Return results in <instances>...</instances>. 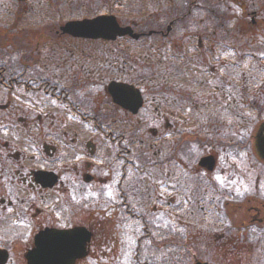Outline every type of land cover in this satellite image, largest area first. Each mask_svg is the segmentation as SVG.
<instances>
[{"label":"flooded vegetation","instance_id":"af4514ba","mask_svg":"<svg viewBox=\"0 0 264 264\" xmlns=\"http://www.w3.org/2000/svg\"><path fill=\"white\" fill-rule=\"evenodd\" d=\"M13 1L18 15L10 25L0 28L6 33L0 37V264H17L13 258L17 249L23 251L20 259L28 264L29 253L36 249L38 237L48 230L87 231L90 235L85 244L88 257L92 255L91 246L93 240H97V227L104 216L114 222L115 230L112 228L111 231H119L121 227L126 230L135 215L134 206L129 204L127 177L135 174L136 169L142 174V166L153 162L136 156V148H145L146 144L136 142L135 125L140 126L139 117L149 103L152 106L157 101V95L161 102H173L178 115L159 112L161 110L155 107L153 116L159 124L160 121L164 124L150 128L149 132L154 137L167 134L169 130H173L176 137L190 135L185 139L177 138L174 156L168 157L172 153L165 147L159 151L164 152L158 161L164 171L160 186L164 194L158 199L163 200L161 210L171 212L172 208L176 209L178 238L183 224L182 212L179 213L183 208V191L190 190L189 177L200 175L195 191L190 195L192 200L196 193L201 192L207 200L205 195L212 191L211 188L216 192H213L209 206L202 196L196 203L185 197L186 205L191 206L186 214L193 215L192 221L211 214L215 218L217 215L222 217L217 220L222 221L220 225H229L228 209L235 213L246 206L247 221L230 225L241 236L228 240L241 246L240 251L252 246L255 240L258 244L262 241L264 170L261 167H264V160L257 154L256 135L264 127V121L256 122L264 109L261 75L264 71V0H218L226 5L231 3L222 13L208 3L207 20H198L196 13L204 0H159V5L152 6L156 0H144L140 9L143 11L146 7L147 14L133 19L119 14L123 0H98L92 15L85 13L81 19L61 16L60 19L65 20L57 25L53 22L54 8L47 9L46 16H40L36 11L32 13L33 3L37 5L38 1ZM132 4L127 6H135ZM232 5L237 14L232 12ZM99 15L115 16L121 27L132 28L131 35L117 34L107 40L76 37L60 30L70 21L93 19ZM40 18L45 23L42 30L38 27ZM151 51L168 57L159 68L158 85L151 79L146 85L149 80L145 75L135 76L136 69L144 70V73L151 70L143 60L137 61L141 59L140 53ZM199 53L207 55V63L202 69L204 71L208 66L209 70L204 74L205 84L201 87L198 76H194V71L198 72L195 61ZM138 62L143 68H137ZM219 70L222 75L217 77ZM190 76L192 83L186 82ZM230 76L237 79V84L229 82ZM252 84H255L256 92L250 95L248 88ZM211 86L217 88L219 94L209 95L208 102L225 103L221 109L209 107L212 111L205 109L204 102L197 104L198 97L204 99L208 95L198 96V89L205 92ZM232 87L236 90L230 94L228 88ZM183 104L188 111L183 109ZM194 109L200 111L194 112ZM186 112H190L192 116H188L191 117L201 116L205 125H186L181 130L179 124ZM175 117L179 121L173 124L170 119ZM250 117L249 125H255L253 133L245 126ZM228 124L236 126L233 130L238 136L228 142L220 141L219 135L231 134L223 131ZM210 133L213 139L208 136ZM165 134L162 146L166 144L163 143ZM246 135L248 138L241 140L240 137ZM103 139L112 145L109 154L103 153ZM188 143L199 150L207 148L210 153L196 162H185L181 150L182 145ZM150 146L146 148L147 152L152 150ZM253 149L257 157L243 163L231 158L232 153L242 154ZM227 152V158L223 160L220 153ZM113 167L115 174H108ZM220 167L223 180L216 179ZM240 179L246 183L240 186ZM250 182L256 183V194H248L245 189ZM260 185L262 191L258 190ZM198 189L201 190L197 192ZM172 193L176 199L180 198L178 206L172 201ZM71 199L83 200L85 208L88 202L97 222L93 219L94 223L89 227L74 222L79 212L69 205ZM89 199L95 201L89 202ZM125 218L127 222H122ZM142 231L137 233H142L144 238L152 237L148 227H142ZM257 232H260L259 236ZM256 234L258 238L254 239ZM163 236L165 232L161 238ZM227 237L224 233L219 239ZM113 240L118 244L119 238ZM256 252L253 253L254 263L264 264V250L258 248Z\"/></svg>","mask_w":264,"mask_h":264},{"label":"rangeland","instance_id":"374dc122","mask_svg":"<svg viewBox=\"0 0 264 264\" xmlns=\"http://www.w3.org/2000/svg\"><path fill=\"white\" fill-rule=\"evenodd\" d=\"M37 5H35V8L32 9V13L34 12L41 15L46 16V11L49 8H54L55 15L53 22L57 25L58 23H61L60 17H65L66 19H81L86 16L85 13L88 14V16L92 15L93 13V6L97 3L98 0H36ZM125 0L122 1L119 5V14H123L126 17V19H133V17H141L147 14L148 10L146 7L143 9V11L140 9L141 6L144 3V0H127L129 2L125 3ZM133 1V2H132ZM205 2H200L202 4V7L199 8V10L196 12L198 15V20L201 18L207 17V11L206 8L208 5L212 4L213 7L218 10L220 13L223 12V10H227L228 6L231 4L229 3L226 5L225 3L222 4L221 2H218V0H204ZM168 2V1H167ZM52 5H51V4ZM133 3V4H132ZM210 3V4H208ZM31 4V3H30ZM128 4H132L135 6H127ZM51 5V6H49ZM152 5H159V0H156V2L151 3ZM49 6V7H48ZM131 9L129 10V8ZM97 9V8H96ZM28 13L30 14V9H28ZM98 10V9H97ZM232 12L234 14H237L238 12L235 10L234 6L232 5ZM18 15V12H16V6L14 4L13 0H0V28L5 26L7 27L12 23V20L16 19L15 17ZM61 17V18H62ZM207 20V19H206ZM39 28L40 30L43 29V25L45 23L41 22V18L39 19ZM42 27V28H41ZM12 28V27H11ZM13 29V28H12ZM13 31V30H12ZM11 31V32H12ZM10 32V31H8ZM0 37L5 36V30H0ZM94 46H102L101 44H95ZM141 59H138L137 61L143 60V64H148L151 66V70L148 72V70L144 73L143 71L137 70L135 71L136 78L140 77V75H145L149 82H146L147 84H150L151 82L155 85L159 82V68L162 67L161 63L164 60H168V57H163L160 53H154L151 51V53H140ZM157 54V55H156ZM138 57V55H136ZM207 55L204 53H199L197 55L195 63L198 66V72L194 71V76H198V85L199 87L203 86L204 83V74L207 73L209 70L208 66H206L205 70L203 71L202 65L207 63ZM137 67L143 68L141 65ZM238 69V68H237ZM207 71V72H206ZM234 73H237V70H233ZM142 73V74H141ZM218 75L215 76H221L222 71L219 70L217 72ZM221 74V75H220ZM261 75L264 79V71L261 72ZM191 77H187L186 82H191ZM257 78L259 76L256 75ZM156 78V79H154ZM229 82L231 84H237V79L234 76L229 77ZM207 81V80H206ZM264 81V80H263ZM208 82V81H207ZM186 83V84H188ZM223 83V82H220ZM229 93L233 94L235 92V87L228 88ZM250 90V95H253L256 92L255 84H252L248 88ZM264 89V87H263ZM157 94H158V90ZM199 94H208L207 96L202 99L201 97H198L199 100L197 104H201V102H204L206 104L205 109L212 110L214 108L221 109L225 103H209L208 96L216 93L219 94L217 88H214L213 86L209 87V89L205 92H202L200 88L198 89ZM228 93V94H229ZM160 95H157V101H155L152 106H150L151 103H149V106L146 108V110L143 111L141 114V124L140 126L135 125V133H136V142L140 143L141 141L145 142L146 147L145 148H136V156L137 157H143L142 160H151L153 162H149L148 165L142 166L143 173H139L135 171V174H132L131 176L127 177V192H129V195L131 198H129V204L134 206L135 215L134 218H132L131 223L129 226H126V230L121 227V230L119 231H111V229L114 225V222L111 220L110 217H103V220L100 224V227L98 228V236L97 240H93V245L91 246V257H87L86 259H83L81 264H194L196 261L201 262H210L214 264H256L254 261L256 260L255 256L253 255L254 252H258V248H262L264 250V238H262V241H259V244L257 240L253 241L252 246H246L241 248L240 251L239 245L235 241H229L228 239H233L241 236L240 232L233 231L230 225L237 224L240 225L241 223H245L246 216L245 214L247 207L244 206V209L234 211L230 208L228 209L229 217H228V223L229 225H220L222 221H217L222 219L220 215L215 216L207 215V216H198L197 220L195 218V221H192L194 219L193 215L186 214L190 210L191 206L186 205L185 197H189L191 202H195L201 198V196L204 198V200L207 203V206H209V203L211 202V199L213 197V192L215 193L216 190H213L209 192L208 195H205L207 197V200L205 199L204 195L201 194H194L193 200L190 195H192V192L195 191L197 180L200 178V175L198 176H192L189 177V181L187 183L188 185V192L183 191V208L182 211L179 210V213L182 214L181 221L182 224V230H181V237L178 238V230L175 227L176 225V219H179L176 217V209L172 208L171 212H168L166 209L161 210L163 207V200L158 199L159 196H162L164 194V190L160 188V186L163 185V177H164V171L159 166V159L162 158L164 155V152L162 151L159 153L161 148L165 147L166 151L169 153H172L173 156L175 155V141L178 140L181 135H178L177 137L174 134L173 130L167 131L165 134V139L163 143H166L165 145H161V140L164 138V134L159 137H154L150 132L149 129L152 127L158 128L159 126H163L164 122L160 121V124L158 123L155 116H153V109L155 107L158 108V110H161L159 112H166L168 115L171 113L175 115L177 113V109H175V104L171 101L169 102H161L159 100ZM184 110L188 111L189 109L185 104H183ZM209 107H213L210 109ZM204 109V110H205ZM174 110V111H173ZM200 109H194V112H198ZM213 111V110H212ZM178 115V113H177ZM191 115L190 112H186L184 117L181 119V125L179 124V128L183 130L185 126H192V127H198L203 126L205 123L203 122V118L201 116H188ZM261 118L257 119L256 124L258 121H264V109L262 110L260 114ZM196 117V118H194ZM252 117L248 118V122H245L246 128H249L252 133L255 125H249L250 119ZM138 119V118H137ZM173 124L176 122L178 123L179 120L177 118L170 119ZM138 122V120H136ZM199 123H196L198 122ZM235 121V120H234ZM239 121V120H238ZM240 122V121H239ZM230 124L226 125V127L223 129L225 132H231L230 135H226L223 133L222 135H219L220 141L228 142L230 138H236L238 135H234L235 132L233 128L234 126H229ZM238 126V125H237ZM200 127L198 128V130ZM175 130V129H174ZM205 130V129H204ZM206 131V130H205ZM209 132V130H207ZM177 130V134H178ZM233 133V134H232ZM206 134V133H205ZM255 134V133H254ZM226 135V136H225ZM190 135H183L182 137H186ZM210 138L213 139L212 134L210 133L208 135ZM218 135L214 134V137ZM255 136V135H254ZM180 137V138H182ZM225 137V138H223ZM179 138V139H180ZM188 138V137H186ZM223 138V139H222ZM241 140H244L248 138V135L241 136ZM185 139V138H184ZM205 138L203 137L202 140ZM216 140L217 139L216 137ZM188 141V140H186ZM104 142V148L103 153L109 154L110 151L108 150L112 145L110 143H107L108 141ZM148 145V146H147ZM152 148L149 152H147L146 148ZM183 150H181V156L182 159L186 162L187 160H192L196 162L201 157L207 155L210 153V151L207 148H202L199 150L194 144H184L182 145ZM185 148V149H184ZM108 151V152H107ZM114 151L111 150V154ZM172 154H168V157L172 156ZM221 158L224 160L227 158V153H220ZM235 153L231 154V158L236 159L238 162L243 163L245 160L247 161L250 158L257 157V154L255 152V149L246 151L244 153ZM234 155V156H233ZM180 156V155H179ZM222 160V163H223ZM151 163V164H150ZM103 164H108L106 162H103ZM155 164V165H154ZM108 166V165H107ZM221 168H219V173H216V176L218 175L220 177V180L222 176L221 174ZM262 170H264V167H261ZM107 170V169H106ZM248 170V167H247ZM110 171V173H108ZM105 173L114 175V167L110 170H108ZM228 172L226 171V175ZM250 174V173H248ZM248 180H251V178H248ZM246 183V182H245ZM244 183V184H245ZM239 184H243V179L239 180ZM256 183H247V186H245V189L247 190L248 194H256L254 190H257L255 187ZM239 186V187H240ZM239 187L237 188V191H239ZM260 185L259 191H262ZM201 189H198L197 192H199ZM172 201L177 202V206L179 204L180 198L176 199V196L174 193L171 195ZM235 200V199H234ZM238 202V199L234 202ZM72 206V208L75 209V212H79V215H77L74 219V222L83 223L86 224L88 227L89 225H92L93 219H95L97 222L98 218H93L92 216V207L90 204L88 205V202L85 205L83 204V200L81 199H71L69 200ZM95 201L89 199V202ZM156 206V210L153 209V207ZM181 208V207H180ZM189 208V209H188ZM188 209V210H187ZM170 211V210H169ZM175 212V213H174ZM249 214L247 213V218ZM97 217V216H94ZM244 217V221H243ZM145 218V220H144ZM119 221H122L119 219ZM247 221V220H246ZM85 222V223H84ZM127 222V219L125 218V221ZM148 226L146 225V223ZM112 223V224H111ZM224 224V223H223ZM148 227L149 228V235L150 237H143L142 236V227ZM224 226L230 227V230L227 231V227L223 228ZM125 230V231H124ZM258 230V229H257ZM142 232V233H137ZM154 234H152V233ZM163 232H165V236L161 238V235H163ZM226 234L228 236L225 239H219V236L222 234ZM258 236L260 232H257ZM254 235V239H257L258 236ZM125 236V237H124ZM257 236V237H256ZM256 237V238H255ZM113 238H119L118 244L115 243V240ZM125 238V240H124ZM103 243V244H102ZM23 251L21 249H17L15 252V256L13 257L15 261L17 260V264H25L26 262L23 259H20V254ZM256 252V253H257ZM23 254V253H22ZM98 256V259L95 257ZM19 259V261H18Z\"/></svg>","mask_w":264,"mask_h":264},{"label":"water","instance_id":"95a60500","mask_svg":"<svg viewBox=\"0 0 264 264\" xmlns=\"http://www.w3.org/2000/svg\"><path fill=\"white\" fill-rule=\"evenodd\" d=\"M72 35H83L93 38L112 39L117 34L131 33L129 28H120L113 16H101L93 20L68 23L63 29ZM257 152L264 159V127L256 137ZM81 230L56 231L48 230L37 239L36 249L29 253L28 264H76V261L87 254L85 244L89 236ZM45 245V243H48Z\"/></svg>","mask_w":264,"mask_h":264},{"label":"snow or ice","instance_id":"6c2138e0","mask_svg":"<svg viewBox=\"0 0 264 264\" xmlns=\"http://www.w3.org/2000/svg\"><path fill=\"white\" fill-rule=\"evenodd\" d=\"M216 179H218V180H219L220 178H219V177H216ZM108 195H109V196H111V195H112V193H111V192H109V193H108Z\"/></svg>","mask_w":264,"mask_h":264}]
</instances>
